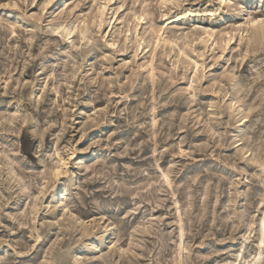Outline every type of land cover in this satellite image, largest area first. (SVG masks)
Masks as SVG:
<instances>
[{"label": "rangeland", "instance_id": "1", "mask_svg": "<svg viewBox=\"0 0 264 264\" xmlns=\"http://www.w3.org/2000/svg\"><path fill=\"white\" fill-rule=\"evenodd\" d=\"M263 220L264 0H0V264H264Z\"/></svg>", "mask_w": 264, "mask_h": 264}, {"label": "bare ground", "instance_id": "2", "mask_svg": "<svg viewBox=\"0 0 264 264\" xmlns=\"http://www.w3.org/2000/svg\"><path fill=\"white\" fill-rule=\"evenodd\" d=\"M177 19H179V16H177V17H174V18H172L171 20V22H174V20H177ZM260 23V21L259 20H251V21H249V24H251L252 26H256V25H258ZM250 25V26H251ZM63 31H65V32H67V34L68 35H71V33H73V31L72 30H69V29H66V28H64L63 27ZM160 41V40H159ZM241 123V122H240ZM82 162V161H81ZM56 173V175L57 176H59V173L56 171L55 172ZM262 226H264V220L262 221ZM110 233V231H109V229H107V235Z\"/></svg>", "mask_w": 264, "mask_h": 264}]
</instances>
